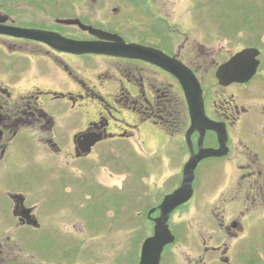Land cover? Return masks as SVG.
I'll return each instance as SVG.
<instances>
[{
	"label": "flooded vegetation",
	"instance_id": "1",
	"mask_svg": "<svg viewBox=\"0 0 264 264\" xmlns=\"http://www.w3.org/2000/svg\"><path fill=\"white\" fill-rule=\"evenodd\" d=\"M151 3L0 0V264H87L61 247L72 238L61 229L72 203L66 189L76 196L80 189L85 203L98 188L87 183V164L101 146L143 154L148 171L166 175L135 207L146 230L131 248L133 264L154 236L165 197L205 153L216 155L197 162L191 197L167 215L172 241L157 264H262L252 242L264 232V39L249 81L220 82L218 70L236 53L212 55L196 41L174 47L167 16ZM56 36L105 45L110 54L63 50ZM121 43L167 58L126 55ZM211 176L212 191L198 192L200 178ZM83 210L75 215L82 224ZM183 215L205 223L182 230Z\"/></svg>",
	"mask_w": 264,
	"mask_h": 264
},
{
	"label": "rangeland",
	"instance_id": "2",
	"mask_svg": "<svg viewBox=\"0 0 264 264\" xmlns=\"http://www.w3.org/2000/svg\"><path fill=\"white\" fill-rule=\"evenodd\" d=\"M150 1L154 12L167 16L168 39L175 41L174 47L183 44L189 49L191 43L196 41L212 55L227 52L235 54L245 48H254L258 44V39H264L262 31L264 15L258 17L256 22H251L256 30L241 29L234 32L224 28L226 21L230 22L229 10L222 16L221 5L212 3V0ZM243 1L246 4L250 3L251 6L258 3V0ZM231 13L233 16L236 14L235 20H243L237 11L231 10ZM187 39L188 41H185ZM116 150L118 148L114 146H101L88 160L87 183L89 187L98 188L96 191H89L87 202H81L80 189L77 196L73 188L66 189L70 194L66 195V199L72 203L71 208L64 211L66 218L61 230L72 238L61 239L60 245L63 249L72 248L73 252L78 251V258L80 255H83L82 258L86 256V261H82L87 264H133L131 248L146 230L143 227L145 225L143 218L136 216L138 209L135 207L149 198L150 188L161 185L166 178L161 170H159L161 175L155 170L152 172L147 170L149 160L145 159L143 154L130 149L125 152L120 150L116 154ZM206 180L202 182L200 178L199 183L202 185L198 192L204 187H207L209 192L212 191L213 184L217 182L215 176ZM176 181L177 179L173 178L169 182L167 186L169 191L175 186ZM217 196L218 191L210 193L206 198L214 199ZM83 205L84 210L81 212L84 218L86 217V222L82 224L81 219H77L78 216L75 215ZM177 221L181 223L182 230L187 231H196L201 221L205 223L199 217L193 218L191 215H183ZM80 224L83 227L86 225L87 232H82ZM258 230L259 233L264 231V218ZM263 236L264 232L258 240L252 242L254 248L252 251L258 253L262 264H264Z\"/></svg>",
	"mask_w": 264,
	"mask_h": 264
},
{
	"label": "water",
	"instance_id": "3",
	"mask_svg": "<svg viewBox=\"0 0 264 264\" xmlns=\"http://www.w3.org/2000/svg\"><path fill=\"white\" fill-rule=\"evenodd\" d=\"M67 24L75 22H66ZM36 38H43V33L35 32ZM39 36V37H38ZM52 36V35H51ZM57 42L62 45L63 50L78 49L77 53H92V54H110L107 52V47L105 45H93V44H76L63 40L56 36ZM121 52L126 55L132 53L134 50H141V53L147 55L151 59L162 63L167 57L161 52L149 48H141L134 45L125 46L123 43L119 45ZM257 55V51L254 48H245L238 53H236L231 60L218 70L216 76L217 79L222 82L226 81L228 83L238 82L245 83L251 79L255 73V62L253 61ZM253 61V62H252ZM244 63L246 66H244ZM190 105V102H189ZM210 155H216L211 153L201 154L190 160L183 178L182 185L175 190L172 194L165 197L160 208L163 213V217L155 222L154 226V236L146 239L142 245L141 260L139 264H157L158 255L163 246L172 241V237L169 233L167 227V215L179 205L186 203L187 200L192 195L191 183L193 180V169L197 162ZM153 259L150 261V258Z\"/></svg>",
	"mask_w": 264,
	"mask_h": 264
},
{
	"label": "trees",
	"instance_id": "4",
	"mask_svg": "<svg viewBox=\"0 0 264 264\" xmlns=\"http://www.w3.org/2000/svg\"><path fill=\"white\" fill-rule=\"evenodd\" d=\"M235 1L236 0H212V3L221 5L222 9L220 13L222 16L224 15V13H226V10H229L230 12L229 20L231 23L229 21H226V26L224 28L230 29L234 32L241 29L256 30L254 28L255 25L253 26L251 22H256L258 17L264 15V0H258L256 6H251L250 3L246 4L243 0H237L238 2ZM231 10L237 11L238 16L243 18V20H235L236 14L233 16ZM224 19L227 20L225 16ZM262 31H264V29H262Z\"/></svg>",
	"mask_w": 264,
	"mask_h": 264
}]
</instances>
